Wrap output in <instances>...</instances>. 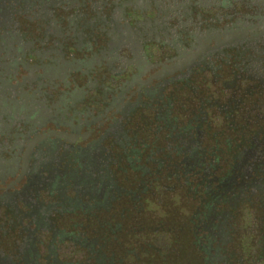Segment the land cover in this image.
Listing matches in <instances>:
<instances>
[{
	"label": "flooded vegetation",
	"instance_id": "obj_1",
	"mask_svg": "<svg viewBox=\"0 0 264 264\" xmlns=\"http://www.w3.org/2000/svg\"><path fill=\"white\" fill-rule=\"evenodd\" d=\"M262 218L264 0H0V264H259Z\"/></svg>",
	"mask_w": 264,
	"mask_h": 264
},
{
	"label": "rangeland",
	"instance_id": "obj_2",
	"mask_svg": "<svg viewBox=\"0 0 264 264\" xmlns=\"http://www.w3.org/2000/svg\"><path fill=\"white\" fill-rule=\"evenodd\" d=\"M185 202H186L187 211H189L191 209V201L189 200V198H186ZM170 204H171V208H170V212H169L170 214L175 215V214H173L174 211L175 212L178 211V213H183L184 214L185 209L182 206V204H180V202L179 203L172 202ZM172 220L173 219L171 218V222H172ZM262 222H264V218H262ZM262 222H256V221L251 219L250 224H248V226H250L251 228H256V229L257 228H261L262 227ZM128 224H129V222L125 221L124 225H128ZM256 229H255V232H258V234L253 236V238H254L253 241L259 243L260 242L259 239L261 237H263V235H264V230L262 229V235H261L259 233L260 231H257ZM127 242L131 243L130 238H129V240H127ZM180 252H183V250H180ZM242 256H244L243 252H242ZM180 258H181V256H179L178 259H176V257L175 258H171V259L169 258L165 262L168 263V264H171V263L172 264H180V262H182V261H180ZM256 259L257 258H255V255H254V257H252V262L254 264H256ZM139 263L140 264H146V263H144L142 261L139 262ZM135 264H137V263H135ZM259 264H262V261Z\"/></svg>",
	"mask_w": 264,
	"mask_h": 264
},
{
	"label": "trees",
	"instance_id": "obj_3",
	"mask_svg": "<svg viewBox=\"0 0 264 264\" xmlns=\"http://www.w3.org/2000/svg\"><path fill=\"white\" fill-rule=\"evenodd\" d=\"M262 228L264 229V222H262ZM261 261H262V264H264V235L262 237V260Z\"/></svg>",
	"mask_w": 264,
	"mask_h": 264
}]
</instances>
